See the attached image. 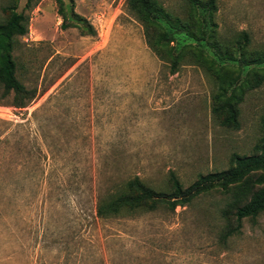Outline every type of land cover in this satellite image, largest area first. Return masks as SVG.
<instances>
[{
	"label": "rangeland",
	"instance_id": "rangeland-1",
	"mask_svg": "<svg viewBox=\"0 0 264 264\" xmlns=\"http://www.w3.org/2000/svg\"><path fill=\"white\" fill-rule=\"evenodd\" d=\"M26 1L0 0V21L14 3L29 17L13 56L17 78L35 91L19 108L12 92L1 98L0 85V264H264V210L222 238L227 198L217 190L174 210L95 216L97 198L133 176L168 191L172 172L186 188L229 168L233 153H258L264 81L244 90L239 126H224L212 100L219 62L188 52L171 74L126 0H62L66 28L56 0H31L29 8ZM160 1L188 18V0ZM214 1V37L177 33L170 45L189 43L219 59L217 40L236 58L233 41L246 31V51L263 49L264 0ZM223 64L236 84L264 70V63Z\"/></svg>",
	"mask_w": 264,
	"mask_h": 264
},
{
	"label": "trees",
	"instance_id": "trees-1",
	"mask_svg": "<svg viewBox=\"0 0 264 264\" xmlns=\"http://www.w3.org/2000/svg\"><path fill=\"white\" fill-rule=\"evenodd\" d=\"M30 1H26L25 8L30 7ZM56 1L59 3V13L62 16L61 26L66 28L70 21H67L62 9V0ZM188 1L190 12L187 19L172 14L160 0H126L125 8L127 13L142 25L145 41L168 67L171 74L177 72L180 62L188 52L204 63L219 62L220 67L214 70L219 84L212 99L213 112L222 125L237 128L239 126L237 104L242 100L245 89L255 88L264 81V70L262 72L254 70L251 78L245 77L236 84L237 80L230 72L224 70L223 62L238 61L242 65L264 63V45L261 50L254 49L247 52L249 37L246 31H240L233 41L239 51L236 58L232 56L227 44L219 43L217 40L214 41L213 48L222 62L213 56L210 59L204 58L202 50H192L189 43L183 44L176 50L175 45H170V42L174 41L177 33L197 40L214 37L213 15L217 10L215 1ZM16 7L15 3L5 7L9 13L6 19L0 21V85L3 89L1 98L12 92L13 106L22 108L34 98L35 91L28 89L16 76V60L13 56L15 37L25 35L29 23V17L22 11H16ZM72 16L86 23L87 30L84 31L94 32L86 18L74 11ZM196 17L197 21H195ZM258 150V153L250 155L233 153L229 168L201 174L186 188L172 172L169 176L168 191L157 190L137 175L128 178L117 185L119 187L116 191L97 198L95 216L108 219L139 210L153 211L159 206L174 210L177 205H187L195 197L217 190L227 198L225 206L220 210V215L225 220L222 238H227L240 230L243 218H255L264 210V137ZM233 216L235 223H232Z\"/></svg>",
	"mask_w": 264,
	"mask_h": 264
}]
</instances>
